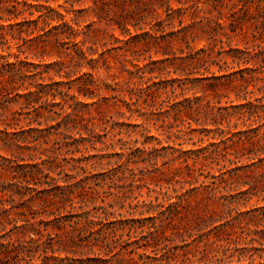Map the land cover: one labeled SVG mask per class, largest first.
<instances>
[{
  "label": "rangeland",
  "instance_id": "374dc122",
  "mask_svg": "<svg viewBox=\"0 0 264 264\" xmlns=\"http://www.w3.org/2000/svg\"><path fill=\"white\" fill-rule=\"evenodd\" d=\"M46 4L69 27L0 48L26 73L0 77L18 236L30 220L68 264H264V0Z\"/></svg>",
  "mask_w": 264,
  "mask_h": 264
},
{
  "label": "trees",
  "instance_id": "16d2710c",
  "mask_svg": "<svg viewBox=\"0 0 264 264\" xmlns=\"http://www.w3.org/2000/svg\"><path fill=\"white\" fill-rule=\"evenodd\" d=\"M47 2L48 0H33L32 3L30 0H0V48L10 42L9 37H11V40L22 39L23 41H28L22 37L23 34L33 35L39 33V36L30 40H39L46 43L47 41L44 38L52 33V30H58L60 27H69L67 22L61 23L65 16L47 5ZM53 21L58 23L54 25ZM49 26H51V29H46ZM15 30H17V34H15ZM77 51L81 60L85 58V52L82 49L79 48ZM10 57L11 54L4 55L3 51H0V77L8 82L23 80L26 77L23 68L24 62L18 60L17 56H15L17 59L11 62ZM36 69L39 70L40 67L38 66ZM45 72L48 71L36 72L35 76H41ZM89 75L92 77L91 74ZM91 82L81 84L78 87V92L84 94V96L92 97L93 92L89 88L92 85ZM62 84L58 82L54 85L60 87ZM48 87H51V85L44 83L34 85L37 92H29L28 97L37 95L39 100L43 94L45 96L51 94L54 98L60 96L61 100L66 102V98L70 96L69 90L58 88L51 93L48 92ZM71 88L70 85L68 89ZM72 98L76 97L72 96ZM55 104L58 106L60 103ZM49 112L54 111L50 110ZM71 123L73 121L68 119L64 123H58L57 126L59 129L64 127L66 128L65 130L70 131L67 126ZM17 187L20 186L18 185ZM2 198V195H0V264H68L71 259L57 256V250L54 248L53 243L43 241V235L34 228L35 224L31 223L30 220H26L24 225L29 237H19L17 230L22 226H19L15 219H11L10 210L5 207ZM31 236H37V238ZM73 260L75 259L71 261Z\"/></svg>",
  "mask_w": 264,
  "mask_h": 264
}]
</instances>
